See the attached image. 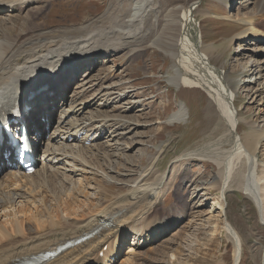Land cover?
<instances>
[{"label": "bare ground", "instance_id": "6f19581e", "mask_svg": "<svg viewBox=\"0 0 264 264\" xmlns=\"http://www.w3.org/2000/svg\"><path fill=\"white\" fill-rule=\"evenodd\" d=\"M251 1L241 0L238 3L248 5ZM254 1L256 12L236 20L246 28L233 35L228 42L229 45L233 42L246 43L253 37L249 44L256 48L246 50L254 52L253 58H256L264 55V47H261L264 45V25L260 26L259 21L264 16V0ZM46 3V0H0V119L11 117L12 110L22 106L20 118L17 120L27 122L34 127L35 132L45 131V127L53 121L54 125L57 124L53 125L50 133L53 144L45 149L41 169L32 175L10 169L6 174L9 182L6 185L0 183V210H12L17 201L24 204L20 207L19 214L13 213V218L7 222L0 221V264H21L36 257L35 261H38L41 254L56 252L58 247L77 240L81 241L56 253L54 259L44 264H90L91 261L115 264L117 259L114 262L112 260L113 255L117 253L118 243L120 246L130 244L126 247L125 255L130 256L127 262L132 263L136 259L137 251L163 240L181 224V215L177 220L170 222L167 220L168 214H158L167 202L166 197L170 193H177V190L182 193L184 188H188L187 195L191 198L195 195L194 201L203 192L201 187V190L196 189V184L205 186L203 188L206 190H210L209 187H217L220 191L219 202H214L209 208L214 210L212 214L215 221H226L225 228L236 241L232 264L241 263L245 236L234 229L227 216V193L236 172L247 168V172L242 174L244 185L243 182L240 185L256 205L259 220L264 225V175L257 174L256 156L259 141L264 134L259 130H252L245 137L239 134L238 128L241 124L235 108L236 93L241 85H264L263 82H258L264 79V76H261L264 62L246 57L249 60L244 64L246 76L242 80H232L225 70L212 65L207 53L210 47L205 46L199 23L194 16L198 1L186 8H171L170 12L168 3L161 5L159 0H110L103 14L90 17L80 24L47 28L43 22L34 26L47 13L51 4L47 7ZM224 3L229 7V2ZM178 10L182 13L175 16L174 13ZM163 11L166 14L164 23L167 20H171V23L164 28L163 34L156 36V22ZM208 16L213 17L210 12L206 13V17ZM21 17L24 22L19 34L15 35L14 30L19 28L18 20ZM173 24L175 28L171 29ZM148 43L149 48H156L173 59L174 74L169 82L172 85L192 87L205 92L217 107L226 130L221 131L218 140L178 155L169 170L149 182L147 176L153 175L159 164L158 159L162 153L160 149L158 155L149 156L150 170L153 172L146 169L138 181L131 183V192L116 198L115 202H107L95 208L97 212L77 215V212L69 208L79 202L74 191L79 189L82 182L84 189L92 191V178L97 176L91 166L82 168L80 160L83 161L84 154L97 152L95 148L103 141L107 143L103 150L113 153L141 145L133 139L127 144L122 142L120 136L131 130L116 126V122L126 121L101 112L111 108L122 110L126 101L130 100L129 96L136 94V90L130 91V81L109 85L108 80L119 76L105 66L114 62L117 55L126 53L128 49L130 51L127 56L122 55L127 59V63L137 61L140 56L132 55L142 52ZM122 69L125 73L129 67ZM39 88L42 90L36 92ZM57 102L60 108L56 118L54 110ZM141 106L142 104H139L137 107ZM205 115L210 116V112ZM190 116L186 104L180 102L169 121L186 123ZM43 118L47 119V122L43 123ZM130 124L133 125L131 122ZM135 125L134 123L133 126ZM84 128L89 129L84 139L95 134L89 145L79 139V133ZM1 143L0 137V149L7 148L6 143ZM36 151L39 152V149L36 148ZM195 159L214 162L220 168L219 174L213 176L209 182L185 179L181 186L176 185L178 176L186 175V166ZM239 164L241 165L238 168ZM0 165H5L3 155L0 156ZM35 176L60 177L62 186L69 188L63 190L59 194L61 197H58L55 190L48 191L44 188L45 185L37 187L32 181ZM123 176L130 177L131 174ZM106 179L109 183L105 185H109L112 180ZM143 182L145 183L142 184ZM4 187L7 192H2ZM51 192L54 193L51 194L53 199L50 201ZM86 195L87 198L95 199L92 194ZM55 201V206L62 207L68 217L75 215L72 222L69 218H64L61 222L55 217L59 214L53 216L57 209L52 207L51 202ZM193 201H189V206ZM174 205L177 209V205ZM202 208H206L203 203L185 209V213H193V210ZM7 216L9 215L6 214ZM78 216L88 218L82 222V218ZM210 218L212 215L209 220ZM147 220H151V226H148ZM113 246L115 248H112ZM104 247H107L105 251ZM257 248L259 250L254 251L255 259L258 256L257 263L264 264V249ZM124 250L121 251L122 255ZM99 253H103L102 259L98 256Z\"/></svg>", "mask_w": 264, "mask_h": 264}, {"label": "rangeland", "instance_id": "374dc122", "mask_svg": "<svg viewBox=\"0 0 264 264\" xmlns=\"http://www.w3.org/2000/svg\"><path fill=\"white\" fill-rule=\"evenodd\" d=\"M46 1L47 7L51 5L47 13H45L41 20H38L34 26L41 25L43 22L46 24L47 28L80 24V22L90 17H97L103 14L104 10H106L105 8L110 4V0ZM195 1H198L199 4L200 1H202V4L198 5V9L194 11V16L197 23L200 25V34L205 46L210 47L207 53H209L211 64L216 68L225 70L228 77L232 80L245 79L246 75L244 69L246 68L244 64L247 63V60L251 58L259 62H264V55L253 58L252 53L254 52L246 50L256 48V46H250L253 37L247 40L246 43L233 42L232 45H229L228 41H230L233 35L246 28V26L236 20L241 17H247L248 13L249 15L254 14L257 9L254 4L255 1L252 0L247 5L238 3L241 0H222V2L218 0H159L161 5L168 3L170 12L172 9L186 8ZM223 1L229 2V7L224 5L225 3ZM124 2H128V0H124ZM164 12L165 11H163L162 14L160 13L157 19L155 27L156 36L157 34H163V32H165L164 28L171 23V20H167L164 23L163 18L166 16ZM207 12H210L213 17H206ZM180 13H182V11L178 10L174 14L175 16H179ZM263 18L264 16L259 19L260 26L264 25ZM19 20V28L14 30L15 35L19 34L22 22H24L23 17L19 18ZM172 28H175V24L172 25L171 29ZM21 29L23 30V28ZM175 34H177V32H175ZM148 45L149 43L145 45V49L142 50V52L132 55L133 57L140 56V58L133 63H127V59L122 56H127L130 51L128 49L126 53L117 55L118 57L115 58L114 62L105 66V68H110L111 71L113 70V72H116L117 76H119V78L117 77L114 80H108V84L119 85L130 81V91L136 90V97L131 94L129 96L130 100L128 99V101H126V105L123 106L124 108L122 110L111 108L101 112V114H106L112 118L120 117L122 120L126 121L116 122V126L126 128L128 131L131 130V132L126 135L120 136L122 142L124 141V143L127 144L132 142L133 139L141 145H136L133 149L130 148L131 150H120L119 152L113 153L103 150L107 145V143L103 141L95 148L97 152L93 154H84V162L80 160L83 166L82 168L84 169L87 166H91L97 176L92 178V191L83 188L84 182L81 183L82 185L77 191H74L76 200L78 199L79 202L72 204L69 208L77 212V215L84 216L89 213L91 214L92 211L97 212L95 208L107 202H115L114 200L116 198L123 197L131 192V183L138 181L141 174L146 169L152 171L150 170L151 162L149 156L158 155L160 149L162 153L158 159L159 164H157L156 169H154V174L147 176L149 182H153L157 175L169 170L173 163L172 161L176 159L178 155L193 149H198L200 145L206 144L207 142L218 140V135L221 131L226 130L223 118L220 119L218 109L214 106L212 99L200 89L172 85L169 80L174 74L173 59L156 48H149ZM261 47H264V45H261ZM118 66L122 68L129 67V70L124 73V70ZM81 72H83V70H81ZM82 74L83 73H81V75ZM80 76L78 78H80ZM261 76H264V71L261 73ZM257 77H260V75ZM263 80L264 79L258 80V82L264 83ZM263 88L264 85L260 86L254 83L250 86L241 85L237 88L235 108L240 118L239 124L241 125L238 129L242 137L251 133L250 131L252 130H259L264 134ZM180 102H184L188 107L189 115H191L190 119L186 123H170L169 120L171 115L177 109ZM139 104H142V106L137 107ZM59 106H56V112H58ZM206 112H210V116H206ZM130 122L136 125L133 126ZM257 154V174L261 175L262 173V175H264V137L259 141ZM240 165L241 164L238 165V168ZM38 166L40 170L42 167L40 159ZM186 169L187 174L178 176L176 185L181 186L182 181L185 179L196 182H209L213 176L218 175L220 172L219 166L214 162L196 159L193 160L191 164L187 165ZM239 172L240 170L238 173L236 172V177L227 193V216L232 222L234 229L243 233L245 236L243 240L244 253L240 264H258L257 261L259 257L256 256L255 259L254 251L256 252L259 250L257 247L264 249V225L261 224L259 220L256 205L253 204L240 185L243 182L244 175L242 174L247 172V168L244 167L243 171ZM123 175H128L130 177ZM106 178L112 180L109 185H105V183H109V181L106 182ZM5 179L6 176H0V183L6 185L8 182H4ZM124 179H126L125 182H121V180ZM32 181L37 187L45 185L44 188L46 190H55L56 192H54L58 197H61L59 194L63 190L66 191L69 188V186L63 187V181L57 176L48 178L35 176L32 178ZM15 183L17 182H14V184ZM144 183L145 182L142 184ZM19 184L22 183L19 182ZM195 187L199 190L203 189L199 198L193 201L195 195H193V198L187 195L186 190L188 188H184L182 193H179L177 190V193H170L166 197L167 202L165 206H162L158 212L161 216L168 214L167 220L170 222L177 220L179 215H181V224L178 225L170 235L163 238V240L154 242L148 245V247L141 248L137 251L136 259L133 260L132 263L127 262L130 256L125 255L127 252L126 247L130 246V244H127L123 254L125 256H122L119 264L233 263L236 241L227 232L225 228L226 221L222 219L221 221H215L212 214L214 210H210L209 208L210 206L212 207L214 202H219L220 191H218L217 187L208 186L210 190L204 189L203 187L205 186H197V184ZM2 192H7L6 187L2 189ZM54 192L49 194L50 201L53 199L51 194ZM87 193L90 196L91 194L94 195L95 199L87 198ZM189 201H193L191 206H189ZM55 203L56 201L51 202L53 205L52 207L57 209L53 213V216L59 214L55 217L61 222L64 221V218L71 219V222L75 219V215H70V217H68L66 211H63L62 207L57 208ZM202 203L206 208L199 210L195 209L193 213H185V209L197 207ZM174 204L177 205V209L174 208ZM22 206H24V204H22L21 201H17L12 210H0V221L2 223L9 221L13 218V213L19 214V209H21L20 207ZM6 214L9 216L6 217ZM211 215L212 218L209 220ZM87 218L88 217L82 218L80 221L83 220L82 222H84ZM147 221L146 223L148 226H151V220ZM41 234H43V232H41Z\"/></svg>", "mask_w": 264, "mask_h": 264}]
</instances>
